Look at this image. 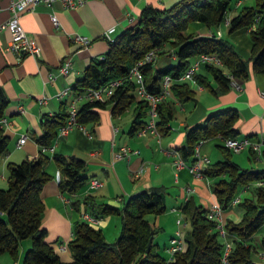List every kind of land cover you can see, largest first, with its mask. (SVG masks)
Masks as SVG:
<instances>
[{
  "label": "trees",
  "instance_id": "16d2710c",
  "mask_svg": "<svg viewBox=\"0 0 264 264\" xmlns=\"http://www.w3.org/2000/svg\"><path fill=\"white\" fill-rule=\"evenodd\" d=\"M238 0H179L170 7H144L132 24L116 35L114 41H108V49L102 57H94L75 83V89L85 91L100 88L112 79L125 78L133 65L144 57L147 51L158 48L159 55L172 52L177 54L176 63L157 68V63L142 66L146 86L154 93L161 92V82L166 75H171V96L159 103L158 126L162 133L170 129L174 117L175 102L195 101V89L187 81H180V76L189 67L193 58L202 53L217 54L225 68L238 80L250 76V65L257 74H264V0H253L250 4L236 6ZM239 10L231 16L230 33L245 29L251 36L250 57L245 59L236 47L227 39L216 35L188 33L192 21H200L209 27H218L229 12ZM172 49L169 51L166 46ZM203 68L218 82L220 91L230 87V78L223 68L206 64ZM200 85L209 87L207 76L195 74ZM137 101L136 116L131 132L135 133L147 116V103L137 98L135 83L127 79L117 88L115 94L106 102L84 101L78 108L77 120L80 123H95L100 119L99 111L112 104L114 114L123 112L132 102ZM9 99L0 87V119L5 116ZM68 113H57L42 120L43 134L36 137L42 150L34 158H26L8 165V187H0V255L9 252L18 255L20 244L31 239V246L24 256V264H220L225 243L219 240L217 222L208 217L209 207L197 204L193 197L183 204L182 212L190 218L191 228L187 231L186 248L176 253L174 260L168 261L152 243L147 246L152 234L158 232L148 219V214H162L167 210L165 189L151 187L133 194L122 208L109 203L95 204L91 195H86L83 202L73 201L77 210L85 205V210L94 217L120 214L122 229L114 242H109L102 229L85 219L75 223L74 237L69 242L74 260L63 262L55 248L46 240L47 230L42 226L45 203L42 190L52 177L47 166L53 158L62 171L60 189L63 193L76 195L90 180L86 175V161L75 155L55 153L52 156L43 150L51 145L58 128L66 122ZM239 111L226 107L210 113L202 124L187 130L186 145L178 151L184 159L193 158L195 145L216 136L239 137L236 127ZM251 137V136H250ZM10 139L4 134L0 124V156L9 148ZM225 158L211 162L204 167L208 177H216L213 186L216 201L224 210L232 208L233 200L243 184L264 180V170L251 171L243 168L231 159L232 151L219 145ZM251 157H256L251 151ZM228 176V177H227ZM257 200L247 198L239 202L243 209L241 225L227 218L225 226L228 236H232L231 264H263L253 259L256 248L246 244L239 237L240 233L249 239L264 224V187L257 188ZM187 216V217H188ZM239 237V238H238ZM264 243V239H263Z\"/></svg>",
  "mask_w": 264,
  "mask_h": 264
},
{
  "label": "crops",
  "instance_id": "0c3cea01",
  "mask_svg": "<svg viewBox=\"0 0 264 264\" xmlns=\"http://www.w3.org/2000/svg\"><path fill=\"white\" fill-rule=\"evenodd\" d=\"M178 1L88 0L73 8H64L59 1L51 5L38 4L34 9L24 12L22 23L27 33L36 38L41 46L42 53L39 58L27 54L18 56L6 50L11 33L8 29L0 28V87L4 89L9 99L5 113L8 123L3 126V130L10 139L9 148L0 156V187H8L9 163H18L26 158H34L39 155L42 148L36 137L44 132L42 120L46 116L53 117L60 112L68 113L70 103L77 94L82 92L74 88L76 81L82 77L91 59L102 57L108 49L105 32L115 26L114 36L118 35L130 26L138 18L142 9L148 5L164 8L170 7ZM8 4L9 0H0V24L10 17ZM53 14L57 15L59 26L54 25ZM210 31L215 32V30ZM76 33L91 38V45L78 49L70 39V36ZM68 59L71 66L67 73H61L59 67ZM162 60V63L167 61L166 58ZM200 72L209 79V88L213 95L210 96L209 102L206 104H201L196 98V94L195 101L181 103L176 100L175 104H180L182 110H186L188 104L193 105L194 108L189 116L186 115L185 119L180 122L183 130L177 131L176 137L172 134L176 129L170 122L169 131L162 135L170 134L173 137L167 141L164 148L159 147V144L162 143V136L161 141L158 142L154 135L139 137L136 132L130 131L137 113L138 100L136 99L121 113L114 114L112 104L101 109L99 111L100 119L95 123L86 124L92 136L75 127L68 134L59 137L53 153L46 151L51 156L60 153L83 158L86 161V175L90 179L97 178L102 181L101 186L92 188L89 180L76 195L70 196L60 189L62 171L53 158L47 166L52 177L45 183L42 190L45 203L42 226L47 230L46 240L55 248L63 262L74 260L69 242L74 237L75 223L83 219L84 212H88L83 203L81 210H77L72 204L73 201L80 199L83 202L86 195H91L92 202L97 205L109 203L122 208L125 201L135 192L151 187H162L163 183L172 179V173H174L177 182H180L183 170L193 176L187 167L176 168L177 155L175 151L186 145L187 130L202 124L210 113L226 107L236 108L239 111V118L236 122V127L240 131L239 136L264 135V97L260 94L264 91V74L255 73L250 65V76L241 80L243 86L241 90L230 86L225 91H220L218 82L209 72L203 67ZM50 74H55L56 78L51 79ZM66 88L70 89L69 94L63 99H58L56 94ZM193 88L196 89V87ZM205 88L197 89L204 90ZM43 95H46L47 99L42 104L40 98ZM81 101L78 106L85 100ZM131 108L132 110H130ZM129 110L132 113L131 118L129 121L124 120L123 118ZM127 121L130 122L128 127H126ZM22 135H26L27 139L21 147H18L17 142ZM209 140L202 143L200 151L210 158L203 151V147ZM214 140L217 146L223 145L221 136L214 137ZM155 141L158 145L155 144ZM123 146L139 149L140 152L132 153L129 158L116 157V153ZM192 160L193 158L185 159L187 163ZM141 167L143 170L139 172ZM143 173L145 174L142 177ZM167 173H170L169 177H166ZM208 182L210 183L209 180ZM202 184H204L203 181L197 180V186L193 187L194 191L191 196L194 200L197 196L201 201L198 202L199 204L205 203L204 195L206 194L204 191L206 189ZM184 187L179 189L183 202L180 204L174 202L170 205L171 209L176 208L181 213H183L182 207L185 203ZM64 197H69L71 201H66ZM167 198L166 194L165 203L168 208ZM211 199L216 201L214 192ZM160 218V214L147 215V219L157 228L161 224ZM98 219L97 226L102 229L106 239L109 242H114L122 229L121 215L109 214ZM177 225L178 229L174 236L180 229L182 238L185 240L188 231L187 222L186 226L178 223ZM155 238L156 234L153 239L154 243H156ZM61 244H65L66 248H59ZM30 246L31 239L23 240L18 255L14 257L11 253L5 252L0 255V264H24V256Z\"/></svg>",
  "mask_w": 264,
  "mask_h": 264
},
{
  "label": "built area",
  "instance_id": "2783aa9c",
  "mask_svg": "<svg viewBox=\"0 0 264 264\" xmlns=\"http://www.w3.org/2000/svg\"><path fill=\"white\" fill-rule=\"evenodd\" d=\"M59 1L62 3L64 8H73L78 5H82L86 3L88 0H9L8 9L10 10V17L0 24V28L8 29L11 33L10 41L6 47V50L14 53L15 55L22 56L24 54L32 55L35 58H39L42 53V49L38 40L32 36H30L22 23V16L25 11L32 10L38 4L51 5L54 2ZM247 0H238L236 6L242 5ZM52 21L55 26H59L60 22L56 14L52 15ZM231 22V15H227L223 20V24L229 26ZM115 26L109 28L105 32V37L109 41H114L115 37ZM210 35H216L217 37H222V31L218 30L217 32H212ZM70 39L75 43L77 48L81 49L84 47H88L92 43V39L82 35V34H73L70 36ZM158 48H152L146 52L143 58L138 60L133 67L131 68L128 77L125 78H116L112 79L108 84L101 86L100 88H89L85 91L77 94L69 106L68 116L66 118V122L58 128L57 135L51 145L43 147L44 151L54 152L55 143L59 139V137L64 136L69 133L70 130L77 127L82 130L84 133L92 136V133L87 129L86 124L80 123L77 120L78 114V102L81 100H92V101H102L106 102L115 94L118 87L122 86L127 79H130L135 83V94L137 98L143 100L147 103V116L145 123L136 131L138 135H146L153 134L157 136L158 142L161 141L162 132L158 126L159 120V103L163 100L169 98L171 96V85L173 83V78L171 75H166L161 82V92L154 93L148 90L145 82L144 72L142 70V66L146 63H156L159 57ZM171 57L173 59H177V54L175 52L171 53ZM214 65L216 67L223 68L226 75L230 78V86L236 90H241L243 88L242 82L234 77L228 70L225 68L224 61L214 53H202L193 58L189 67L184 71V73L180 76V81H187L192 86L197 88H203L200 85L195 77V74L203 67L204 65ZM71 66L70 60L64 61V63L59 67L61 73H67ZM50 78H56L55 74H50ZM70 92L69 88L63 89L56 94L58 99H63ZM261 96L264 97V91H262ZM47 99L46 95H43L40 98V103H45ZM8 123L7 117H2L0 119V124L2 126ZM118 130V128H116ZM222 137V136H221ZM223 145L230 149L232 152H241L245 149H249L252 151L256 158L264 157V135L257 137L250 136H239V137H222ZM27 139L26 135H22L17 142V146L21 147ZM204 141H200L195 145V153L193 155V160L190 163H187L185 159L182 157L179 151H175L177 158L175 160L176 168L187 167L189 172L196 178H206L209 180V177L204 172V167L210 164L211 159L203 155L200 151L201 145ZM140 152L139 149H133L129 146L121 147L120 151L116 153V157H124L129 158L132 153L138 154ZM143 170V167L139 169V172ZM90 184L92 188H97L102 185V181L97 178H91ZM194 188L190 185L184 187V202L190 200ZM64 199L68 202L71 200L69 197H64ZM240 202V197L236 196L232 202V204H237ZM224 209L217 202L213 201L209 206L208 217L217 222L219 235L225 239V247L224 252L221 257L220 264H231L229 255L232 250L233 243L229 241L228 238V230L225 226V220L223 217ZM83 219L90 222L91 224L97 225L99 223V219L94 217L92 214L88 212L83 213ZM177 223L183 226H186V221L183 218H177ZM186 246V241L182 238V230H178L177 235L170 239V244L167 247L169 256L168 261H172L175 258V255L178 251L184 250ZM59 248H66L65 244H61Z\"/></svg>",
  "mask_w": 264,
  "mask_h": 264
},
{
  "label": "rangeland",
  "instance_id": "374dc122",
  "mask_svg": "<svg viewBox=\"0 0 264 264\" xmlns=\"http://www.w3.org/2000/svg\"><path fill=\"white\" fill-rule=\"evenodd\" d=\"M252 2L253 0H247L244 4H250ZM238 8H235L234 10L230 11L229 14L233 16L239 10ZM210 30H215V32H217L218 30H221L223 34L222 36L225 39L229 40L239 50V52L245 59H248L250 57L251 36H250V33L247 32L243 28L230 33L229 26H226L223 23H221L220 26L215 28V27H209L207 24L200 22V21H192L187 29V32L194 33V34H200V35L202 34L207 35L206 33H208V35H210L212 33V31ZM165 49L170 51L172 48L169 45H167ZM164 58H166L167 61L162 63L163 61L162 59ZM157 61H158V64L156 65L157 68H159L162 65H168V64L173 65L176 62V60L171 58L168 52L165 54L159 55ZM195 91H196L195 93L196 98L199 99L201 104L208 103L210 96L213 95L209 87H206L204 90H199L196 87ZM80 102L82 101H79L78 103ZM186 106H187L186 107L187 109L182 110L180 104H175L174 117L171 120V123L173 124L172 126L176 129L172 133L174 134V137H176L177 131L183 130L180 125V122L185 119L186 115L189 116L191 110H193L194 108L193 105L188 104ZM130 110H132V108ZM130 110L126 112L123 118L124 120L126 119L128 121L130 120L131 115H132ZM129 123L127 124L126 127L129 126ZM148 135L152 136L153 134L148 133L145 136L139 135V137H148ZM154 137L157 139V136L154 135ZM172 137L173 136L170 134L162 135V143L161 145L159 144V147L162 146L164 148L167 141L171 140ZM155 144L158 145L157 141H155ZM203 151L210 156V159L212 160V162H215L217 160H222V158L223 159L225 158V153L223 149L220 146H217V143L215 142L214 138L206 142L205 146L203 147ZM250 152L251 151L248 148L241 152H232L231 159L234 162L238 163L243 168H249L250 170L255 169V168H262V170H264V157H260L259 159H256L255 157H251ZM144 174L145 173L142 174V177ZM167 176L169 177L170 173H167L166 177ZM171 177H172L171 180L163 183V186L161 185L165 189L166 194L168 195V198H167L168 208L165 212L160 214L161 224L158 227V232L156 233V238H155V242L159 245L158 246L159 252L166 258H168L169 256L167 247L169 245L170 238L176 234V231L178 229L177 218H183V220L187 222L188 230L191 228V222H190L189 216L179 212V210L176 208L171 209L170 207V205H172L174 202L178 204L183 202V199L179 193V189L187 185L196 187L197 180L203 181L204 184H202V186L203 188L205 187L206 189L204 191L206 195H204L205 203L203 202L201 204L203 205L208 204V207H209L213 202L211 199V196L213 194V186L215 182L217 181L216 177H209V181H210L209 183L208 179L196 178L194 176H191L187 171H184V170L181 171L180 182L175 181L174 173L171 174ZM259 187H264V180L251 181L247 184H243L242 186L239 187V190L236 196L240 197L241 202L247 198H253L254 200H257L256 191H257V188ZM195 200L197 204H199L198 202H201L197 196L195 197ZM242 215H243V209L239 206V203L234 204L231 209L223 211V217L225 221L227 218H229V219H232L233 223H238V224L240 223L239 225H241ZM239 237L243 239L246 244L251 243L256 248V251L253 252V259L258 263L264 264V243H263L264 224L260 228H258L249 239H246L245 236H243L241 233ZM227 239L232 242L233 237L228 236ZM219 240L225 242V239L221 237L220 235H219Z\"/></svg>",
  "mask_w": 264,
  "mask_h": 264
},
{
  "label": "water",
  "instance_id": "95a60500",
  "mask_svg": "<svg viewBox=\"0 0 264 264\" xmlns=\"http://www.w3.org/2000/svg\"><path fill=\"white\" fill-rule=\"evenodd\" d=\"M85 170H86V168H85ZM251 171H259V168L251 169ZM144 190H145V189H141V190L135 192L134 195H135V194H138V193H140V192H142V191H144ZM154 236H155V234L153 233L152 236H151V238H150V240H149V243H148V246H147V251L149 250L150 246H151L152 243H153Z\"/></svg>",
  "mask_w": 264,
  "mask_h": 264
}]
</instances>
